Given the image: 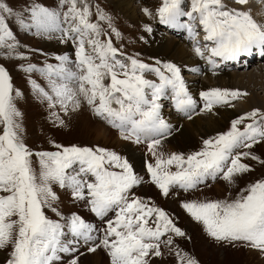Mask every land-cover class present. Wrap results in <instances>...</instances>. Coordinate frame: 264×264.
<instances>
[{
  "label": "snow or ice",
  "instance_id": "1",
  "mask_svg": "<svg viewBox=\"0 0 264 264\" xmlns=\"http://www.w3.org/2000/svg\"><path fill=\"white\" fill-rule=\"evenodd\" d=\"M234 2L243 6L248 0ZM143 11L154 18L149 9ZM92 15L87 0H59L56 9L34 4L27 9L25 19L0 0V49L27 59L17 53L19 43L6 22L13 17L21 28L34 30L37 36L52 38L59 34L62 42L72 41L74 61L68 55L56 56V65L37 68L29 64L22 70L45 76L50 91L35 81L31 83L51 107L59 105L68 115L86 104L94 116L118 129L123 139L146 143L155 160L147 165V171L164 196L171 188L189 191L217 177L233 183L236 175L251 171L241 160L258 157L240 150L264 141V113L253 110L236 118L227 132L205 140L198 152L186 157L179 153L165 156L160 147L173 129L161 115V101L170 100L176 111L189 119L197 108L181 68L160 61L153 66L125 56L112 41L111 34L121 37L112 17L99 6L96 22ZM155 17L163 25L186 31L195 55L210 66L213 74L229 61L264 57V26L257 24L250 12L230 9L222 0H161ZM145 30L152 32L148 25ZM148 74L156 79H148ZM13 93L10 75L0 67V249L11 246L7 264H56L60 253L76 251L75 245L81 242L90 245V252L102 247L110 264H151L153 257L163 255L162 245L173 251L172 236L183 237L185 233L165 211L132 193L143 179L127 159L99 146L54 145L58 151L34 153L24 143L22 113L14 103L22 94L18 90ZM199 95L204 109L211 111L216 105H231L248 93L214 88ZM56 118L63 126L64 121L58 115ZM54 184L70 189L74 199L86 201L101 221L114 213L115 219L106 220L102 237L94 235L100 230L79 215L62 217L64 223L46 215L44 209L59 199ZM182 207L213 239L242 242L264 256V179L248 185L234 200L185 202ZM175 255L180 264H198L179 249H175ZM70 264H78V258Z\"/></svg>",
  "mask_w": 264,
  "mask_h": 264
},
{
  "label": "rangeland",
  "instance_id": "2",
  "mask_svg": "<svg viewBox=\"0 0 264 264\" xmlns=\"http://www.w3.org/2000/svg\"><path fill=\"white\" fill-rule=\"evenodd\" d=\"M144 1L147 3H141V0L133 1L132 5L136 9V15L139 19H142V21H134V23L124 17L120 11L116 10L108 0H87V3L91 7L93 13L91 18L93 22H96V6H99L101 11L112 17L113 26L121 33L120 38H117L114 34L110 33V29L107 24H103L102 26L106 32L111 34L114 46L119 48L125 56H134L142 60L144 63L153 66L156 65V61H160L161 63H174L161 58L158 54V56H156L148 52L150 48L149 35L151 33L161 30L165 37L168 36V38L177 39L178 36L175 37L171 32H169V34H167V32L165 33L164 28L160 25L161 23H158L157 21L153 22L154 19L147 16L143 9H141V5H146L144 7H149V10L153 13V17L156 18L155 13L160 6L161 0ZM2 2L13 8L17 13L23 14L25 19H27V9L34 4H39L51 9H56L59 5V0H2ZM261 5H264L263 0L259 3L257 0H253L250 2V9H254V7L257 6L260 7ZM262 12H264L263 9ZM6 22L19 43L17 53H21L27 57V59H19L16 58V53L9 55L5 49H0V64L6 68L10 75L14 89L13 94H15L16 90L22 94L14 100V103L17 109L22 113L20 122L23 127V140L27 147L34 153H38L58 151L59 149H57L54 145H63L65 147L72 145L81 147L99 146L115 151L126 159L123 149L120 148L119 145L115 144V142L113 143L112 139L108 141L97 139L92 132L87 131V126L85 124L86 121H84V113H87L90 118L93 117V114L88 111V106L86 104H83L79 110L65 115L63 111H61L59 105L51 107L49 102L34 90L31 81H35V83L44 87L46 91H50L48 88V80L45 76L37 71L28 73L22 70L23 67H26L29 64L35 65L37 68H44L48 64L56 65L59 63L55 59L56 56L68 55L69 58L71 57L70 60L74 61L75 45L72 41L62 42L59 38V34H54L52 38L37 36L34 34V30L29 31L21 28L15 17L7 19ZM185 22L187 21L185 20ZM145 25L151 26V33L145 30ZM201 34H203L202 31ZM101 39H104V36H102ZM190 43L191 42H188V47L192 48ZM50 44L55 45L60 48V50H51V48H49ZM255 63H258V61H255ZM257 66L259 67V65ZM253 68H256L255 64L253 67H247L243 72L251 73ZM184 73L185 72L181 71L183 77L186 75ZM260 73L259 75H263L262 79H264V69L262 72L260 71ZM151 76V74H148V77L151 78ZM202 79L203 77H200L199 82H201ZM186 83L189 90H191L189 82ZM192 85L193 87H197L196 83H192ZM256 91H258L257 93L264 98V92H259L260 88H257ZM240 104V101H238L236 106H239ZM262 106L263 105L261 104L259 107ZM226 108L229 109V106H220L217 108V111H222ZM161 109L166 110L163 108ZM258 110L261 111L260 109ZM57 115L64 121L63 126L60 125L57 120ZM240 116L244 115L238 114L233 118V120ZM231 122L232 120L227 121V123L220 129L219 133L196 139L191 147L168 152L164 147L165 144L163 145L162 143L160 151H162L165 156L170 153H179L186 157L191 153L200 151L204 146L205 140L227 132L230 129ZM249 122L251 121H245V123ZM241 128H243V125H241ZM110 131L114 134H118L119 132L117 129L112 127ZM2 132L3 125H0V134H2ZM139 146L140 147L138 148L141 152V160L139 158L140 169H136L137 171L134 172L138 177L143 179V183L134 187L132 189V193L142 200L145 198V201H143L149 206L158 207L169 214V217L173 220L174 224H179L185 233V236L183 237L172 236L174 242L173 251H169L162 245L163 256L161 259H159V257H153L151 259V264H180V261L175 255V249H179L182 253L189 254L196 261H198V264H264V256H261V254L257 251H253L250 248L243 246L242 242H233L240 244L230 243L219 245L216 242L211 241L208 237L209 235L204 233L201 223L190 219L191 215L182 207V204L185 202H199V200H234L241 195L242 191L247 188L248 185L264 178V141L254 144L250 149H243L242 152H249L251 155L258 157V159L254 160L251 158H243L241 162L247 164L251 168V171L236 175L233 183H229L228 181L219 178V180L212 182L209 186H206L207 183H205L199 188L193 189L188 193H181L176 191L175 188H171L168 196H164L161 190L152 182L150 183L152 185L145 183L146 177L141 174L140 171L142 169V157H145L147 164H154L155 160L149 152L148 147L143 145ZM145 147L147 148V153L142 152ZM127 160L132 165L133 160L130 158ZM33 161L34 167L38 169L39 166L35 163V156L33 157ZM132 167L133 170H135L134 165H132ZM172 170L175 171V168L173 167ZM149 188L150 190L147 192L146 190ZM215 188L218 189L216 190ZM53 191L59 199L52 203L51 208H45L44 211L50 219L64 223L62 217L67 218L75 214L74 212L77 211L76 208L79 209L80 206L77 202L81 200L74 199L70 189L60 188L56 184L53 185ZM86 206L89 207V205ZM53 209H55V211H53ZM57 212L60 213V215H57ZM80 213L81 212L77 211L76 214ZM1 250L6 252L8 258ZM1 250L0 252L3 253V259L6 262L5 264H7L8 259H10L11 246ZM251 252L252 255L250 254ZM79 255L80 253H67V257L63 258L64 262L62 264H70V261L73 258L80 257ZM104 259L108 262V264H110L106 257H104ZM78 262V264H82V261L80 262L79 259Z\"/></svg>",
  "mask_w": 264,
  "mask_h": 264
},
{
  "label": "bare ground",
  "instance_id": "3",
  "mask_svg": "<svg viewBox=\"0 0 264 264\" xmlns=\"http://www.w3.org/2000/svg\"><path fill=\"white\" fill-rule=\"evenodd\" d=\"M108 1L115 7L116 10L120 11L124 17L131 20L132 23H134V21H142L141 18L139 19V17H137L136 9L132 5L133 1L135 0ZM251 1L253 0H248V3L242 6L238 3H235L234 0H222V2L230 9L250 12L255 22L261 26H264V12H262V9L264 10V5L250 9L252 6H250ZM142 2L145 3L146 1L141 0V3ZM141 6V9L144 10V6L146 5ZM147 9H149V7ZM153 19V22H158L157 17ZM185 20L186 18H184V22ZM164 32H167V34L171 32L175 37H178L177 39L168 38V36L165 37L161 30H158V32H153L149 35L150 48L148 52L156 56L160 55L161 58L174 62L173 64L176 63V65H178L181 70L185 72L184 74L186 75L184 76V79L186 82H189V87L191 89L189 91L193 95L194 99L197 97L200 91H207L214 88L233 90L239 89L248 93L245 98L238 100L241 103L239 106H236L238 102L237 101L236 104L230 105L229 109L226 108L222 111H217V108L221 105H216L211 111L205 109L199 114L191 113L190 119L181 112V114L176 113L172 108H169V111H167V109H161V115L170 125H172L173 129L171 134L168 135L162 142L163 145L165 144L164 147L168 152L191 147L196 139L219 133L220 129L227 123V121L231 120L238 114H247L248 112L258 109L261 110L260 112L264 113V98L259 93H257L258 91H256L257 88H260L259 92H264V79H262L263 75H259L260 71L262 72L264 69V57L259 56L255 58L253 56L242 58V61L240 63H235V65L230 61L226 64H221V67L215 70L216 74H213V72L209 70L210 66L207 65L204 60L201 61V59L195 55L194 51L192 50V41L187 38L186 31L183 29H174L164 25ZM202 37L203 34L200 35L201 41ZM188 42H191L190 45H192V48L188 47ZM49 48H51L53 51L60 50V48L53 44H50ZM255 61H258V63H255ZM254 64L256 68H253V71L258 74L253 71L251 73L243 72L247 67H253ZM257 65H259V67ZM193 68H198L200 71L193 72L191 71ZM200 77H203L201 82H199ZM149 79L155 80L153 77ZM192 83H196L197 87H193ZM260 103L263 105L262 107H259L261 106ZM87 109L92 113L88 107ZM84 116V121H86L85 124L87 126L88 132H92V134L97 139L104 141L112 139L113 143L115 142V144L119 145V147L123 149L126 159L130 158L133 160L132 165H134V169H140L139 162L141 160V152L139 151L138 147H140L139 145L147 147L146 143L142 142L139 143V145H135L132 140L129 141L123 139L120 135V132H118V134H114L112 131H110L111 127L98 117L93 115V117L90 118L87 113H84ZM216 180L217 179H215L213 182ZM215 189L217 190L218 188ZM149 190L150 188L146 191L149 192ZM77 204L80 206L78 205L79 209L76 208V210L81 213L76 214L77 211L74 213L81 216L87 223L92 224L94 227L99 229L100 218L96 217L94 213L91 214L89 212L88 208H86L87 206L84 200L78 201ZM109 218L115 219L114 213H110ZM102 227L104 228L106 225H103ZM101 233L103 234V231H101ZM67 239H71V236H68ZM88 247L89 245H85L82 242L75 245L76 251H78V249L83 250L80 251V257H77L80 262L82 261V264H108V262H106L104 259V257L107 258V256L104 255L102 247L97 248L95 252L88 251ZM1 251L8 258L6 252L3 250ZM3 253L0 252V264L6 263L3 259ZM250 254L252 255V252ZM59 255L60 260L57 261L56 264H62L64 262L63 258L67 257V253H60Z\"/></svg>",
  "mask_w": 264,
  "mask_h": 264
},
{
  "label": "water",
  "instance_id": "4",
  "mask_svg": "<svg viewBox=\"0 0 264 264\" xmlns=\"http://www.w3.org/2000/svg\"><path fill=\"white\" fill-rule=\"evenodd\" d=\"M0 67H3V68H5V67H4L3 65H1V64H0ZM5 70H6V68H5ZM6 71H7V70H6ZM7 72H8V71H7Z\"/></svg>",
  "mask_w": 264,
  "mask_h": 264
}]
</instances>
